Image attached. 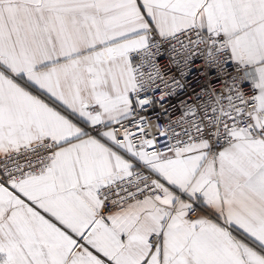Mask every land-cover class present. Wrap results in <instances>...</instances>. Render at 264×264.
I'll list each match as a JSON object with an SVG mask.
<instances>
[{"label":"snow or ice","instance_id":"1","mask_svg":"<svg viewBox=\"0 0 264 264\" xmlns=\"http://www.w3.org/2000/svg\"><path fill=\"white\" fill-rule=\"evenodd\" d=\"M0 264H264V0H0Z\"/></svg>","mask_w":264,"mask_h":264},{"label":"built area","instance_id":"2","mask_svg":"<svg viewBox=\"0 0 264 264\" xmlns=\"http://www.w3.org/2000/svg\"><path fill=\"white\" fill-rule=\"evenodd\" d=\"M170 75H177L178 73L175 72V69L172 70V72L170 73ZM196 75L197 74H193V75H189L187 77V80L189 82H194L196 79ZM163 89V85H161V89ZM160 90H157L156 92V96L158 97L160 95ZM191 94V93H189ZM184 95L183 93L178 92L176 95H173L169 98H167L165 101H163L165 108H167V113L163 112L159 105L155 106V109H150L147 113H145V115L148 117L149 122L152 123L153 125H155L157 122H159V124L161 126L165 125L166 123H168V119L169 117L172 120H175L179 115H180V101L182 99H184ZM179 131V129H177ZM156 129L153 128V132H155Z\"/></svg>","mask_w":264,"mask_h":264}]
</instances>
